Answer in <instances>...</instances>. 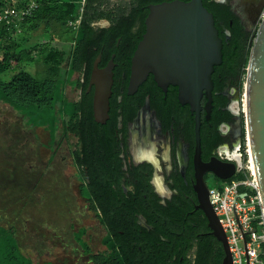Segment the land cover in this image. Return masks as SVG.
<instances>
[{
  "label": "trees",
  "instance_id": "16d2710c",
  "mask_svg": "<svg viewBox=\"0 0 264 264\" xmlns=\"http://www.w3.org/2000/svg\"><path fill=\"white\" fill-rule=\"evenodd\" d=\"M28 1L20 0L19 5L24 6ZM36 1L38 8L21 22L20 31L14 24L11 27L0 24V99L28 115L29 123L48 128L50 145L56 141L59 144L64 139L71 142L69 148L82 177L81 194L89 197L98 211V219L108 229V233L103 235L102 246L96 251L84 238L86 228L75 233L84 254L94 264H220L224 257L223 245L210 232L206 219L191 212L194 206L186 197L188 190H179L172 200L164 204L151 183L150 164H144V167L128 165L127 171L123 169L119 133L125 132L126 121H123V127H118L116 95L120 92L115 85L123 83L124 96L132 95L127 91L131 56L146 30L149 4L163 0H131L128 5L117 7L113 12H105L101 8L102 0ZM203 2L214 13L223 38V60L215 66L213 73L211 121L214 126H209L211 121L205 115L201 125L202 143L215 144L220 139L217 123L220 119L229 120L233 116L229 109L222 108L226 99L218 93L223 82L217 73L231 76L242 89V77L246 76L255 31H249L239 23L230 4L219 0ZM10 3V0H0V7ZM80 16L77 26L70 25V20ZM101 18H109L111 24L96 25ZM41 20L69 35L70 47L48 48L44 62L50 66L51 72L44 78L34 76L23 67L18 68L9 80L1 78L14 62L21 63L25 58V51L20 48L19 42L24 37L26 25H35ZM126 42H130V46L123 54ZM100 52V66L106 65L113 53L115 62H123L121 68L115 69L110 116L104 123L95 119L93 88L88 91L93 63ZM124 71L126 79H122ZM74 72L81 73L76 80L81 87V96L78 100H69L64 97L63 87ZM175 99V110L185 121L189 137L194 138V113L189 104H182L177 96ZM142 100L143 97L140 98ZM135 110L136 107H132L130 115ZM242 121L244 138L241 147L244 149V113ZM124 178L126 184L133 186L128 190L129 194L122 187ZM138 211L152 224L151 229L138 223ZM16 234L13 228L0 227V264H36L33 256L22 249ZM44 264L54 263L48 261Z\"/></svg>",
  "mask_w": 264,
  "mask_h": 264
},
{
  "label": "water",
  "instance_id": "95a60500",
  "mask_svg": "<svg viewBox=\"0 0 264 264\" xmlns=\"http://www.w3.org/2000/svg\"><path fill=\"white\" fill-rule=\"evenodd\" d=\"M225 2L226 0H219ZM146 30L131 58L128 93H134L150 73L158 84L167 88L178 86L179 100L189 104L195 115V177L198 206L202 208L212 233L222 243L224 257L220 264H233L226 233L220 224L209 198V186L204 177L207 171L219 178H230L237 163L229 158L214 157L203 162L201 110L207 118L213 106V72L223 60V38L215 23L214 13L203 0H163L149 4L145 19ZM256 27L247 64L244 84L246 96L245 129L250 138L256 174L264 203V19ZM115 54L106 65L100 66L98 54L88 84L93 91L95 119L106 122L110 116V97L113 92ZM207 100L202 103L203 96Z\"/></svg>",
  "mask_w": 264,
  "mask_h": 264
},
{
  "label": "rangeland",
  "instance_id": "374dc122",
  "mask_svg": "<svg viewBox=\"0 0 264 264\" xmlns=\"http://www.w3.org/2000/svg\"><path fill=\"white\" fill-rule=\"evenodd\" d=\"M23 67L45 77L35 64ZM18 68L10 69L1 78L10 79ZM79 76L81 73L75 72L71 83L74 84L73 80ZM70 93L73 99L79 95L76 87ZM239 95L240 112L245 114L243 83ZM0 105L4 113L3 124H0V227L13 228L17 232L22 249L33 256L36 264L47 261L92 264L76 241L75 233L86 228L84 238L96 251L102 246L105 228L91 211L88 200L79 193V178L71 165V142L64 139L62 147L57 141L50 145L48 128L44 127V133L24 129L22 115L3 101ZM17 117L20 127L12 120ZM11 151L13 154L16 151L19 164L16 179L12 180L20 185L16 192L7 186ZM206 181L209 187H213L217 183L216 175L209 173Z\"/></svg>",
  "mask_w": 264,
  "mask_h": 264
},
{
  "label": "flooded vegetation",
  "instance_id": "af4514ba",
  "mask_svg": "<svg viewBox=\"0 0 264 264\" xmlns=\"http://www.w3.org/2000/svg\"><path fill=\"white\" fill-rule=\"evenodd\" d=\"M263 1L264 0H250V2L247 4L243 3L239 5L235 0H226L225 3L230 4L231 9L239 18V23L245 29L254 32L256 30L254 24L258 20ZM232 21L233 20H231V23ZM110 24L111 23H109V25ZM225 31L228 32L227 29H225ZM128 46H130V42H126L123 46V54H126L125 48ZM122 64L123 62H116L114 67V75L115 69L117 67L121 68L123 66ZM217 75L219 76V80H222L223 82V85L218 93H221L226 99L224 101L225 104L222 105V108L229 109L233 116L229 120L220 119V121L217 123L216 128L220 134V139L215 144L211 142L209 144L202 143L201 156L205 164L213 161L214 157L225 158L229 157L230 155H235V151L242 146V141L244 138L242 113L240 112L238 105V100L240 97V88L238 86V82L233 80L232 77L228 76L227 74L223 75L222 72H218ZM126 78L127 73L124 71L122 73V79ZM149 78L150 80H148ZM151 80L152 83L150 82ZM115 81L116 80L114 79V84ZM115 88L120 92L116 95L118 127H123V121H126L125 132L123 133L121 131L119 133V136L122 140V150L120 155L124 162L123 169L127 171L129 167L128 165L143 166L144 164H150L152 167L150 180L155 191L160 195L161 203L166 204L168 200H172L174 198L175 194L179 193V190L184 188V190H188L189 192L186 196L187 199L190 200L194 206V209L191 212L198 214L202 219H206L208 224V219L204 211L198 206L199 202L197 198V192L194 187L196 181V167L194 161L195 133L194 138L189 137L190 133L187 129L185 121L178 116V111L175 110V98L176 96L177 99L179 98L178 86L170 83L165 89L158 84L154 78V75L150 73L148 78L142 84H140L138 89L132 93V95L127 97L124 96L123 92L125 91V86L123 83L121 85L116 84ZM142 97L143 100L140 101V98ZM206 100L207 98L204 95L202 98V103L205 104ZM132 107H136V110L133 115H130L132 114ZM2 110L3 109L0 105V124H3L4 113ZM13 111L22 115V112L16 108H14ZM206 113V109L203 107L201 110V125L203 115H205L206 119L211 121V115L207 118ZM12 120H14L13 122L16 124V126L20 127L18 117L15 119L13 118ZM21 121V124L23 125L21 126L24 129L29 130L23 121V118H21ZM209 126H214L212 121ZM17 129L18 131L22 132V129ZM60 143V147H62L63 140ZM70 151L72 155V149H70ZM11 154L12 155L8 168V178L10 179L7 186H10L11 190L16 192L18 188H20V185L14 182L15 180L12 182V180L16 179L19 164L18 159L16 158V151L14 154L11 151ZM71 165L75 167L76 175L79 178L78 190L80 195L88 200V206L90 207L91 211L97 215L98 211L93 207L89 197L81 194L80 185L82 183V177L79 173V166L76 160L73 158V155L71 158ZM143 171H145V169H143ZM209 173H211V171H207L205 173V179ZM128 174L129 173L127 172V175ZM87 181H89V179ZM162 184L164 186H162ZM122 187L125 193L129 194L128 190L133 186L126 184L124 178L122 181ZM136 216L138 223L142 224L148 229L152 228V224L148 222L147 218L144 216V214H142V212H136ZM104 228L105 234L108 233L107 227L104 226ZM210 232L212 233L211 228Z\"/></svg>",
  "mask_w": 264,
  "mask_h": 264
},
{
  "label": "built area",
  "instance_id": "2783aa9c",
  "mask_svg": "<svg viewBox=\"0 0 264 264\" xmlns=\"http://www.w3.org/2000/svg\"><path fill=\"white\" fill-rule=\"evenodd\" d=\"M0 7V24L18 31L21 22L38 8L36 0L20 6V0H10ZM264 19V1L258 22ZM81 16L70 20L77 26ZM244 113V112H243ZM245 115V114H244ZM237 163V171L230 178H216L217 183L209 187V198L220 224L226 233L233 264H264V203L256 174L250 138L245 129V146L235 155L225 157Z\"/></svg>",
  "mask_w": 264,
  "mask_h": 264
},
{
  "label": "crops",
  "instance_id": "0c3cea01",
  "mask_svg": "<svg viewBox=\"0 0 264 264\" xmlns=\"http://www.w3.org/2000/svg\"><path fill=\"white\" fill-rule=\"evenodd\" d=\"M129 2H130L129 0H102L101 8L104 9L105 12H113L117 9V7H125L126 5H128ZM96 23H101L100 26H107L109 25V23H111V20L109 18H101ZM10 35L13 36L14 32L10 33ZM69 37H70L69 35L63 34L57 26L54 25L49 26L48 24H45L44 20L39 21V23L35 25H26L24 37L21 40V42H19L21 43L20 48H22L25 51V58L21 63L14 62L10 69L12 68L14 69L15 67H23V65L25 64L26 65L35 64L39 71L44 72L45 76L49 75L51 72V68L48 64L44 62V54L48 51V48L50 47H56L59 49L69 48L71 45V39H69ZM28 71L31 72L30 70ZM32 74L36 77L44 78V76L36 75L34 73ZM77 79L73 80L75 81V83L72 84L70 81L72 80V78H70V80L66 82V84L63 87L64 96L67 95L68 97L66 96L65 97L69 100H78L81 96V87L78 84H76ZM81 80H83V78H81ZM67 86H69V88H67ZM73 87H76L79 91V95L77 96V98L74 99L70 97L71 94L70 92H72ZM0 101H3L5 104H9L8 102L2 99H0ZM9 106H11L13 109L15 108L11 104H9ZM21 114L23 121L27 125L28 129H30L33 132L42 130L41 132L44 133L43 125L41 126L33 125L32 123H29L28 115L24 113ZM89 260L91 261L92 264H94L90 258Z\"/></svg>",
  "mask_w": 264,
  "mask_h": 264
},
{
  "label": "bare ground",
  "instance_id": "6f19581e",
  "mask_svg": "<svg viewBox=\"0 0 264 264\" xmlns=\"http://www.w3.org/2000/svg\"><path fill=\"white\" fill-rule=\"evenodd\" d=\"M239 5L240 4H247L248 2H250V0H235ZM244 100H245V107H246V96H245V91H244Z\"/></svg>",
  "mask_w": 264,
  "mask_h": 264
}]
</instances>
